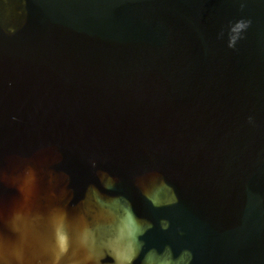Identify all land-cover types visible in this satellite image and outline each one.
Here are the masks:
<instances>
[{"label":"water","instance_id":"95a60500","mask_svg":"<svg viewBox=\"0 0 264 264\" xmlns=\"http://www.w3.org/2000/svg\"><path fill=\"white\" fill-rule=\"evenodd\" d=\"M0 172L45 258L264 264V0H0Z\"/></svg>","mask_w":264,"mask_h":264},{"label":"clouds","instance_id":"9594fccd","mask_svg":"<svg viewBox=\"0 0 264 264\" xmlns=\"http://www.w3.org/2000/svg\"><path fill=\"white\" fill-rule=\"evenodd\" d=\"M242 27L246 25L242 24ZM249 119L251 120V117ZM33 175L34 169L26 165L17 174V179ZM2 178L3 173L0 172V179ZM178 202L177 198L176 203ZM18 220L19 217L13 214L6 224H0V264H102L105 256L109 254L106 247L100 250L95 245L81 244L77 257L70 262L45 258L54 257L58 249L54 245L46 244L39 236L29 233ZM161 223L165 230L169 228L170 222ZM177 232L183 234L180 229H177ZM68 241L71 246V236L68 237ZM64 251L66 252L67 249ZM189 252L194 257L195 254L191 249ZM135 258V256H114L113 264H133Z\"/></svg>","mask_w":264,"mask_h":264}]
</instances>
